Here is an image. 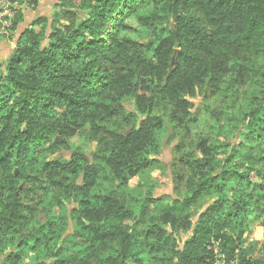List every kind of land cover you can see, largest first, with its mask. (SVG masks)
Returning a JSON list of instances; mask_svg holds the SVG:
<instances>
[{"label": "clouds", "instance_id": "9594fccd", "mask_svg": "<svg viewBox=\"0 0 264 264\" xmlns=\"http://www.w3.org/2000/svg\"><path fill=\"white\" fill-rule=\"evenodd\" d=\"M0 264H264V0H0Z\"/></svg>", "mask_w": 264, "mask_h": 264}]
</instances>
